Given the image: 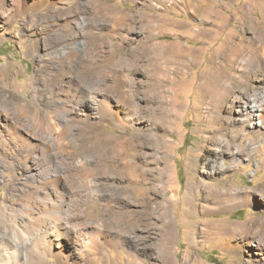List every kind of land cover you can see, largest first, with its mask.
Returning a JSON list of instances; mask_svg holds the SVG:
<instances>
[{"label": "rangeland", "instance_id": "374dc122", "mask_svg": "<svg viewBox=\"0 0 264 264\" xmlns=\"http://www.w3.org/2000/svg\"><path fill=\"white\" fill-rule=\"evenodd\" d=\"M16 1L0 0V106L18 121L2 112L0 210L22 203L40 169L62 181L79 222L122 235L97 264H137L141 249L144 264H264V116L250 111L264 112V0ZM97 93L118 120L73 117ZM17 102L46 115L42 128ZM14 127L29 146L9 140ZM168 217L175 240L162 252ZM225 221L243 225L232 241L245 235L250 252L206 240Z\"/></svg>", "mask_w": 264, "mask_h": 264}, {"label": "bare ground", "instance_id": "6f19581e", "mask_svg": "<svg viewBox=\"0 0 264 264\" xmlns=\"http://www.w3.org/2000/svg\"><path fill=\"white\" fill-rule=\"evenodd\" d=\"M28 1L29 0H17L16 2L17 3L19 2L22 4L24 2L25 4H28ZM51 2H52V0H31L30 4L37 5V6L38 5H43V6L45 5L44 7H46V5H49ZM17 5H19V4H17ZM19 6H21V4ZM17 9L18 8H16V10ZM15 11L13 12V15L15 14ZM21 13H23V12H21ZM9 14H11V13H9ZM0 30H2V29H0ZM6 31H7V28H6ZM82 49L83 48H80V50H82ZM82 51H84V50H82ZM63 56H65V55H63ZM0 76H3L2 70H0ZM2 80H4V79H2ZM78 101H80V100H78ZM90 101H91V103L93 101L96 104V106L92 107L93 104L90 105L89 104ZM84 102L85 103L88 102V103H87L86 107L84 108L83 113H80V114L79 113H73L72 115L74 118L76 117L78 120H83L84 122L89 123L93 120L94 116L97 114L101 118H112V119L115 118L118 120L119 109L116 108L114 106V104L112 102H110V100L108 98L103 97L102 94L99 95V93H97V96L95 95L94 97L87 98V100L85 99ZM35 103H36V106L39 105V103H37L36 101H35ZM16 107H17L18 114L27 115L30 122H32V124L42 128V125L46 119V115L42 117L38 114L37 111L29 112L27 109V106H25L24 104H21L20 102H17ZM63 108H65V106ZM65 111L69 112V110H67V109ZM250 111H251V114L255 118L262 120V117L264 116L263 115L264 112L261 108H258L256 106H251ZM2 112L5 113L4 114L5 122L11 123V125H12L13 124L12 121L14 122L15 120H14V116L12 114H10L11 112L9 113L7 108L0 106V118H1V115H3ZM47 116H48V114H47ZM17 122L18 121H15V123H17ZM19 123H21V122H19ZM46 123H48V122H46ZM14 125H17V124H13V126ZM51 125L54 126L53 124H51ZM21 126H22V124L20 125V127ZM27 127H29V126H27ZM5 128H7V127H5ZM25 128L26 127H24L23 129H25ZM14 129H16L14 132L8 133L9 134L8 135L9 140H11L15 144L16 147L19 144H27V145L29 144L30 145V141L32 140L31 137H29L25 133H22V132L20 133L17 130V127H14ZM26 129L24 131H26ZM65 129H66V127H65ZM27 132L29 133V131H27ZM41 132H43V131H41ZM53 132H56V130ZM1 133H2V131L0 129V146L3 147V151L1 152V154H2V158L5 160L7 157L6 152L8 150V149H6L7 148L6 145L8 143L10 144V142L8 140H6L7 138L4 139L1 136ZM45 133H46V131H45ZM63 133H65L64 130H63ZM56 134H57V132H56ZM40 135L41 134H39V137H40ZM63 135H65V134H63ZM48 136L53 137V134L48 133L47 137ZM42 137H43V134H42ZM65 143H63V145H65ZM33 144H35L34 141H33ZM40 144L43 145L44 142L43 143L40 142ZM66 145H67V143H66ZM36 146H37V144H36ZM16 147L14 149H16ZM33 148L34 147H32V149ZM28 149H29V147H28ZM11 151H13V150L11 149ZM14 151H16V150H14ZM47 151H50V150H47ZM13 154H11V155H13ZM50 154H51V151H50ZM31 155H32V153H31ZM47 157H48V155H47ZM11 159H12V157H11ZM6 160H8V159H6ZM33 162H34V160H33ZM45 163H46V161H45ZM8 164H9V162H8ZM10 164H11V166H13L12 162ZM34 164H35V162H34ZM78 164H79V162H78ZM37 165H38V163H37ZM39 166L41 167L43 165H39ZM40 167H38V168H40ZM34 170L33 171L30 170V172H28V175L30 177H28L27 179H30L31 182L35 181L37 185L33 186V187L24 186V190H23L24 195L22 197L23 198L22 203L20 205L18 204L19 206L16 205L17 207L8 205L5 209L2 208L0 210V264H43V262L46 261L49 257L53 258L56 262L62 263V264H97L96 258L98 256L99 250L101 248H105L107 246L113 247V248L114 247L118 248L120 246V244H122L121 243L122 235L120 233H116V234L113 233L111 231L112 229L107 230V228H106L107 226H105V224L103 222H97L93 226H90L89 224H86V223L79 222L78 218L73 216V212L71 211V208L69 206L70 204H66L67 193H66V191H64V188L62 189L59 187V185H61L60 182H62V181L58 177L52 178L50 176L43 175L45 173L42 174L40 169H36L37 171H34ZM51 173H52V171H51ZM48 174H49V172H48ZM15 175H16V173L14 174V176ZM86 183H87V181H86ZM65 184H66V182H65ZM91 184H92V182H91ZM66 185L68 186V183ZM89 185H90V183H89ZM63 186H64V184H63ZM90 186H88L89 190H90ZM20 189H21V187H20ZM94 194H93V196H94ZM72 197H73V195H72ZM72 197H71V199H72ZM95 198H96V196H95ZM72 201H74V200L72 199ZM75 202H76V200H75ZM12 204H15V203L11 202V205ZM161 206H162V203H159L158 207L161 208ZM76 215H77V213H76ZM172 222H173L172 219L169 217L166 219V221H163L162 218L159 220L160 229L162 230V233H163L162 234V240H161V243H162L161 244L162 245L161 251L162 252H166V250H167V252H170L168 250H170L173 247L174 240H175V231H174ZM110 227H111V224H110ZM61 230H62V232H61ZM212 230H213V233L210 234V231H212ZM238 230H243V225L228 223L225 221V222L216 223L212 229L209 228L207 230L208 232L206 231L204 233H205L206 240L209 242H211L210 241L211 236L214 234L213 235L214 236L213 237V244L215 246L221 247L224 249L232 250L236 255H241L244 251H246L247 253L250 252L252 250V249H250V245H252L253 243L251 244V242L248 241V239L245 235H243V236L237 238L236 240L232 241L236 231H238ZM129 243H131V240ZM195 243L196 242L194 240V244ZM253 245H255V244H253ZM257 245L261 246L260 243H257ZM71 248H73L74 251ZM140 255L142 256L141 257L142 259L136 260V263L137 264H144L145 259L147 260V258H149L148 252H146L145 249H143V250L141 249ZM171 256H172V253L169 254V256L167 257V260L169 262H171ZM110 262L111 261H109V263Z\"/></svg>", "mask_w": 264, "mask_h": 264}]
</instances>
